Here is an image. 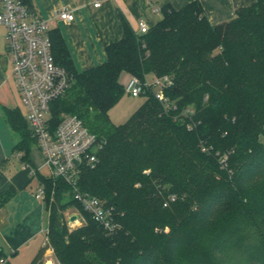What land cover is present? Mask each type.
<instances>
[{
    "label": "trees",
    "instance_id": "trees-1",
    "mask_svg": "<svg viewBox=\"0 0 264 264\" xmlns=\"http://www.w3.org/2000/svg\"><path fill=\"white\" fill-rule=\"evenodd\" d=\"M107 58L78 70L57 30L52 51L71 76L51 104L53 127L75 114L101 142L84 167L81 190L113 207L121 228L108 233L74 199L63 178L39 174L49 209L48 243L60 264H264V0L212 23L199 0L162 7L148 31L124 19ZM125 71L143 82L168 75V102L145 87L123 123L109 115L125 91ZM25 157L27 118L7 112ZM54 194L53 200L49 201ZM11 196L0 195V205ZM73 207L85 222L67 226ZM37 255L30 264H41ZM6 253L0 247V263Z\"/></svg>",
    "mask_w": 264,
    "mask_h": 264
},
{
    "label": "crops",
    "instance_id": "crops-1",
    "mask_svg": "<svg viewBox=\"0 0 264 264\" xmlns=\"http://www.w3.org/2000/svg\"><path fill=\"white\" fill-rule=\"evenodd\" d=\"M191 1L103 0L95 7L91 0H28L35 15L49 20L50 30L60 33L78 70L93 67L107 58L106 46L124 36V19L139 32L140 21L145 20L149 25L156 23L165 5L180 8ZM199 1L214 24L232 19L239 7L253 2ZM63 8L72 9L73 20L55 17L56 11ZM5 35L6 27L0 24V195L7 189L11 191L10 198L0 205V247L6 253L0 264H30L39 254L42 255L41 264H55L52 254L46 251L49 209L45 200L36 197L41 185L39 174L48 175L45 174L48 168L44 155L33 142L24 156V151L18 149L21 135L7 115L9 110H14L26 118V108L12 75ZM125 73L128 82L131 75ZM113 108L109 115L116 123L117 114Z\"/></svg>",
    "mask_w": 264,
    "mask_h": 264
},
{
    "label": "built area",
    "instance_id": "built-area-1",
    "mask_svg": "<svg viewBox=\"0 0 264 264\" xmlns=\"http://www.w3.org/2000/svg\"><path fill=\"white\" fill-rule=\"evenodd\" d=\"M103 0H91L99 7ZM55 17L73 20L72 9L63 8ZM0 24L6 27L7 52L12 63V75L21 95L26 118L32 135L44 155L48 175L63 178L74 191V199L100 223L108 233L121 228L113 211L100 197L80 189L78 179L84 167H94L98 162L101 142L75 114H64L56 127L51 123V104L69 86L71 76L58 64L52 51L51 23L33 12L28 0H0ZM150 25L141 20L139 32L148 31ZM144 82L131 75L125 91L136 97L145 87L155 86V96L168 102L163 88L171 84L168 75L156 76ZM41 201L46 199L45 186L36 193ZM48 241V236H47Z\"/></svg>",
    "mask_w": 264,
    "mask_h": 264
},
{
    "label": "rangeland",
    "instance_id": "rangeland-1",
    "mask_svg": "<svg viewBox=\"0 0 264 264\" xmlns=\"http://www.w3.org/2000/svg\"><path fill=\"white\" fill-rule=\"evenodd\" d=\"M124 74L125 71H123L120 75V81L123 85H126V78H124ZM147 79L149 81H152L154 79V76L152 74H148L147 75ZM126 82V83H125ZM155 90H159V87L155 86ZM145 96L143 94H140L139 96H132L130 95L128 92H125L123 94V96L121 97V99L119 100V102L116 104V106H113V110L112 111H116V117H117V121L116 124L119 123H123L126 120H128V118L133 114V112H135V110L138 108V106H140V104L143 103V101L145 100ZM118 111V112H117ZM114 113V112H113ZM115 118V116L113 117ZM115 122V121H114ZM45 170V174L48 173V171ZM54 198V194L51 195V197L49 198V201L51 203V201ZM64 217L65 220L67 221V226L72 229L75 228L81 224H83L86 220L84 217H82L81 213L73 208V207H69L67 208L64 212ZM76 214L77 218L75 220H71V216ZM46 251L48 250V254H52V257L55 260V264H60L59 261L57 260L55 254H54V250L53 248L50 246V244H46Z\"/></svg>",
    "mask_w": 264,
    "mask_h": 264
},
{
    "label": "water",
    "instance_id": "water-1",
    "mask_svg": "<svg viewBox=\"0 0 264 264\" xmlns=\"http://www.w3.org/2000/svg\"><path fill=\"white\" fill-rule=\"evenodd\" d=\"M76 218H77V215L76 214H74V215L71 216V220H75Z\"/></svg>",
    "mask_w": 264,
    "mask_h": 264
},
{
    "label": "bare ground",
    "instance_id": "bare-ground-1",
    "mask_svg": "<svg viewBox=\"0 0 264 264\" xmlns=\"http://www.w3.org/2000/svg\"><path fill=\"white\" fill-rule=\"evenodd\" d=\"M50 264V263H49Z\"/></svg>",
    "mask_w": 264,
    "mask_h": 264
}]
</instances>
